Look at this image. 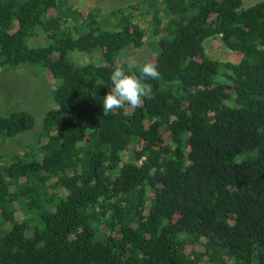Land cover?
Segmentation results:
<instances>
[{
  "label": "trees",
  "instance_id": "trees-1",
  "mask_svg": "<svg viewBox=\"0 0 264 264\" xmlns=\"http://www.w3.org/2000/svg\"><path fill=\"white\" fill-rule=\"evenodd\" d=\"M132 10L105 29L66 0H0V69L55 81L35 146L0 154V264H264V0ZM215 36L236 63L207 55ZM149 37L155 98L104 116L118 56ZM34 124L0 115V140Z\"/></svg>",
  "mask_w": 264,
  "mask_h": 264
},
{
  "label": "rangeland",
  "instance_id": "rangeland-1",
  "mask_svg": "<svg viewBox=\"0 0 264 264\" xmlns=\"http://www.w3.org/2000/svg\"><path fill=\"white\" fill-rule=\"evenodd\" d=\"M72 8L82 12L93 11L98 17L100 25L105 28H114L118 22L117 12L129 13L134 4L141 0H66ZM261 0H242V7H247ZM141 6L136 7L140 10ZM135 12V10H132ZM149 37L144 44L138 48L124 49L118 56V62L126 63L136 61L143 63L151 55ZM46 39L42 35L33 36L29 45H44ZM205 52L213 59L219 61H230L236 63L241 54L228 50L219 36L208 38L203 43ZM70 60L81 65L91 61L86 54L72 52ZM222 71H224L222 69ZM220 75H218L219 77ZM221 78V77H220ZM55 81L46 72L30 65L8 66L0 69V115H7L12 111L24 110L32 114L35 120L31 130L19 133L14 137L0 140V154L23 153L36 144V134L41 130L42 119L48 109L53 107L52 91Z\"/></svg>",
  "mask_w": 264,
  "mask_h": 264
},
{
  "label": "clouds",
  "instance_id": "clouds-1",
  "mask_svg": "<svg viewBox=\"0 0 264 264\" xmlns=\"http://www.w3.org/2000/svg\"><path fill=\"white\" fill-rule=\"evenodd\" d=\"M161 73L154 62L128 61L126 66L117 62L114 66L107 94L103 97V115L108 116L126 106L142 108L145 100L154 99L153 87L148 80H158Z\"/></svg>",
  "mask_w": 264,
  "mask_h": 264
}]
</instances>
